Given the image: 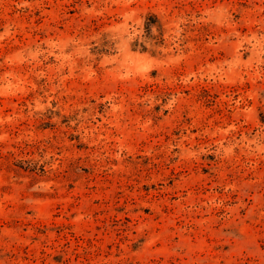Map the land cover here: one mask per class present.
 Wrapping results in <instances>:
<instances>
[{
  "label": "rangeland",
  "instance_id": "obj_1",
  "mask_svg": "<svg viewBox=\"0 0 264 264\" xmlns=\"http://www.w3.org/2000/svg\"><path fill=\"white\" fill-rule=\"evenodd\" d=\"M0 264H264V0H0Z\"/></svg>",
  "mask_w": 264,
  "mask_h": 264
}]
</instances>
